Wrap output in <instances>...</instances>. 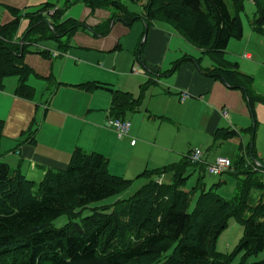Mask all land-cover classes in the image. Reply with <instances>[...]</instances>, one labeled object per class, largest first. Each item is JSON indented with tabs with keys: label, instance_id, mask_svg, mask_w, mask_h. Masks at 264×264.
Instances as JSON below:
<instances>
[{
	"label": "trees",
	"instance_id": "trees-1",
	"mask_svg": "<svg viewBox=\"0 0 264 264\" xmlns=\"http://www.w3.org/2000/svg\"><path fill=\"white\" fill-rule=\"evenodd\" d=\"M59 1L60 5L49 2L26 15L9 7L14 19L0 25V90L7 78L18 76L17 94L32 98L35 90L27 82L32 70L24 58L39 42L60 41L81 29L96 36L110 32V23L93 29L82 22L63 20L72 7L84 4L92 10H111V21L128 27L138 20L147 27L156 22L171 25L215 63L211 70L200 68L204 74L241 90L250 104L264 100L255 78L228 58L230 42L244 38L241 14L246 0H147L143 14L130 12L123 0ZM252 1L256 14L251 28L264 38V0ZM24 18L29 26L19 37ZM109 90L114 94L115 118L125 120L139 109L141 98ZM3 130L4 122L0 121V140ZM255 132L253 127L219 137L227 140L246 134L245 154L234 163L233 171L248 172H244L236 198H223L215 192L216 187L203 190L194 212L189 211L192 191L185 190L186 170L193 165L188 157L180 165L146 171L139 178L148 176L150 180L133 197L104 205L124 195L133 181L112 175L102 154L78 149L67 169H50L40 182L13 170L0 155V264H234L238 254L243 255L240 264H264V259L250 262L264 251V195L255 207L248 204L252 187L264 190V182H255V173L245 160V156L254 159ZM193 166H199L204 174L203 166ZM167 172L173 174L172 184L160 182ZM62 216L68 217V223L58 228L54 223ZM233 220L242 225L243 236L234 253L219 252L217 240Z\"/></svg>",
	"mask_w": 264,
	"mask_h": 264
},
{
	"label": "crops",
	"instance_id": "crops-1",
	"mask_svg": "<svg viewBox=\"0 0 264 264\" xmlns=\"http://www.w3.org/2000/svg\"><path fill=\"white\" fill-rule=\"evenodd\" d=\"M49 2L60 5L59 0H0V25L13 21L14 17L9 13V7L26 15ZM143 13L144 11L141 14ZM112 18L113 12L108 9L92 10L84 4L72 7L63 18L64 21L71 19L87 22L93 29L110 23V32L106 36L99 37L92 35L90 30L81 29L74 34L62 36V38L73 36V46L70 42L63 44L62 38L60 41L49 40L57 43L55 47L44 46L43 51L50 55L48 57L50 63L40 61L35 55L30 57L26 55L24 62L32 70L27 82L31 87H35L30 99L17 94L20 77H9L5 80L6 84L0 90V121L4 122L0 155L3 162L13 170L40 182L50 169H67L75 151L81 149L87 153L102 154L109 161L108 169L112 175L116 174L115 176L131 180L134 184L145 171H149L145 169L150 167V162L122 164L125 152H128L131 158L138 155L143 150V146L167 154L174 152L160 146V137H157L153 144L151 140L144 142L142 126L137 127L135 122L131 125L129 134L120 138L109 126L110 121L117 119L112 111L114 94L109 89L131 93L137 98L139 87L146 84L152 86L148 95L153 100L173 98L176 101L165 104L166 108L160 116L163 123L167 121L181 127H192L210 149L220 143L223 144L221 157L229 158L234 163L244 153L242 147L245 148L248 137L245 136L246 134L227 140L219 137L233 131H248L258 127L255 132L254 160L259 158V161H263L261 158H264V100L256 99L254 104H250L249 98L241 90L232 89L224 81L204 74L200 68L205 71L211 70L215 63L208 56H202V50L183 38L171 25L156 22L147 27L143 20H138L135 22L138 24L136 29L130 32L126 29L129 27L124 26L123 22H112ZM28 26L29 21L24 18L19 37ZM88 32L91 35H88ZM126 34L127 39H124ZM92 36L98 39H93ZM258 38L261 37L253 33L250 25V32L244 31L243 40L237 41L241 42L238 46L244 49L245 54L236 53L235 45L231 47L229 45L228 58L232 62H237L244 74L253 76L259 94H264V42ZM97 40H99L97 45L92 46L91 42ZM75 41L79 49H75ZM41 43L43 42L37 45ZM62 46L66 50H62ZM38 49V46L33 47L31 54L39 53L40 49ZM127 49L130 50L131 61L127 57L122 60V55L118 54ZM257 49L260 50V54L256 52ZM66 51L70 54L75 53L79 63H83L88 55L98 52L113 54L114 62L108 67L103 66L101 61L104 58L99 54L96 55V59L99 64L102 63V70L94 69L90 65L78 67L77 60L69 59L61 62L62 58L67 56ZM139 51H141L140 55ZM54 53L61 55L54 56ZM42 54L44 55L43 52ZM197 60L200 61L199 64ZM127 63L130 65L129 70H124L122 66ZM136 64L142 68L141 73L134 71ZM94 84L100 85V88L85 87ZM103 85H108V89H104ZM38 90L42 95L39 100H37ZM183 95H188L184 102L181 101ZM156 101H151L145 110L151 120L159 118L157 114H152L157 111L156 109L160 110ZM175 104L178 110L174 109ZM170 110L178 112V116L181 115L178 119L181 120L175 121L172 116L175 114ZM224 111L228 112V117L224 116ZM139 112H141L140 107L124 118L129 121V116L137 115ZM29 132L31 134L23 135ZM135 136L141 140L132 145ZM32 140L35 142L33 143ZM258 142L261 147L258 146ZM204 155L207 162L214 161V157H210L211 160L208 161V155ZM117 162L119 164H113ZM155 162L157 163L155 168L168 164V162L164 164ZM236 171L225 175L227 181L223 180L222 187L224 185L240 187V181L243 179L241 175L244 176V172ZM220 193L222 197L232 194L228 192L227 187L225 191L221 189ZM122 197L123 195L115 201Z\"/></svg>",
	"mask_w": 264,
	"mask_h": 264
},
{
	"label": "rangeland",
	"instance_id": "rangeland-1",
	"mask_svg": "<svg viewBox=\"0 0 264 264\" xmlns=\"http://www.w3.org/2000/svg\"><path fill=\"white\" fill-rule=\"evenodd\" d=\"M52 1H56V0H52ZM146 1L147 0H141L139 2H133L131 0H123V4L125 5V7L130 12H134L136 14H141L143 11V8L145 7V5L147 3ZM8 11H9V8H8ZM9 13L11 14L10 11H9ZM255 14H256V6H255L254 2L252 0H246V2L244 3V12L241 14V18H242V22H243V26H244V31L250 32V25H251V23L255 17ZM84 22H86V21H84ZM86 25L88 26L89 24L87 23ZM123 25L125 26L124 23H123ZM137 25L138 24L135 23L134 25H132V27H129L126 29H129L131 32L132 30L136 29ZM88 27L93 28V27H91V25H89ZM89 32L92 35L96 36L93 32H91V31H89ZM90 33L88 35H91ZM94 36H92L93 39H98ZM126 36H127V34L123 38L127 39V38H125ZM258 39H260L264 42V38L261 37ZM141 40H143V38ZM84 41H87V40H84ZM98 41L99 40L91 42L92 46H96ZM41 42H43V43L37 45L39 47L41 53L40 52L34 53V54L30 53V54H27L26 57H30V56L35 55L36 57H39L40 61H42V62L47 61L48 63H50L48 60V57L44 56L42 54V51L45 49L44 46L55 47V46H57V43L54 41H49V40H44ZM69 42L73 46V42H74L73 36L71 38L69 36L62 38L63 44H67ZM75 43H76V46H75V49H76L79 47V45L76 41H75ZM141 43H143V42H141ZM240 43L241 42H237L234 40L229 45H230V47H231V45H235L236 53H241L244 55L245 54L244 49L242 50V48L240 46H238V45H240ZM230 47H228V49H230ZM71 52H72V50H71ZM228 52H229V50H228ZM256 52L260 54L259 49H257ZM66 53H67V56H65L66 58H62L61 62L68 61L69 59L77 60V62H78V57L76 56L75 53L70 54V52H68V51H66ZM99 54H101V53L98 52V53L88 55L87 58L83 60V63L78 62L79 63L78 67H86V66L90 65L94 69L102 70V65H101L102 63L99 64L97 59H96V55H99ZM118 54L122 55V57H121L122 60L126 59V57H127L128 60L131 61L129 49H127L123 52H120ZM101 55L104 58V60L101 61V62H103V66L108 67L110 65V63L114 62V60L112 58L113 54L105 53V54H101ZM93 61H95V63H93ZM129 66H130L129 63H127V64L123 65L122 67L124 68V70H129ZM140 69L142 71L141 67H140ZM5 84H6V81H5L4 85ZM151 87H152L151 85H147V84L144 85L143 87H139L136 97L142 99L141 104L139 106L141 109V112H139L137 115L129 116V121H130L131 125L133 124V122H135L134 124L137 127L142 126L144 142H150V140H151L152 141L151 144H153V142L156 140V138L160 137V139H159L160 146L162 148H165L166 150H168L170 152H174V153L167 154V153H163V152H158L157 150H155L152 147H149V146L144 147L143 146L142 147L143 150L138 155L132 156V158L128 152H125L124 158L121 161L122 164H125L126 162H130L131 164H134L135 162H138V161H141L145 164L147 162H150V167L146 168L145 170H149V172H153V170L159 171L165 167L171 166L172 164L180 165V164L184 163L185 157H188L189 152L196 150V149L202 151L203 154H207L208 155L207 156L208 161L211 160L212 157H214L213 160L215 161L216 158L222 156L221 150L223 149V144L220 143L216 147L210 149V146L206 145V143H205L204 139L201 137V135L196 130H194L192 127H190V126L181 127V126L173 125L172 123H168L167 121H165L163 123L162 122L163 120H161L160 116H162L161 114H163L162 112H164V110L166 108L165 104L168 102L174 103L175 100L169 96H166V97H169L171 99L165 100L164 98H156L155 100H153L148 95L149 91L152 89ZM41 98H42L41 91L38 90L37 100H39ZM151 101L152 102H155V101L158 102L159 107H160V110L158 108V109H156L157 111H155V113H152L153 115L157 114L159 116V118H157V119L152 118V120H151V117L148 116L149 114L146 113V111H145L148 108V105L151 103ZM175 103H176V101H175ZM173 107L175 110H178L176 104ZM170 112L172 114H175V115H172L171 113H168V114L173 116V119L175 121L181 120V119H178V117L181 118V115L178 116L179 115L178 112L173 111V110H170ZM257 129H258V127H256V131H257ZM134 138L136 141H139V142L141 140L138 136H135ZM258 146L261 147L262 145L258 142ZM260 147H258L259 150H260ZM209 150H212V151H209ZM258 159H255V160L251 159V163L253 165H249V163H247V165L250 166V168L252 169V172L255 173L254 180L256 183L264 182V173H263L264 172L263 171V169H264V158H261L263 161H259ZM155 161H159V163H162V164H164L165 162H168V164L155 168L154 166L157 164ZM213 162H209V163L211 164ZM257 163L261 168L258 165H255ZM113 164L117 165V164H119V162L113 163ZM254 168H257V170H255ZM234 172L235 173L237 172L236 169H234ZM244 172L247 173L248 171L247 172L244 171ZM228 174H224L222 176H215V175H209V174L204 175V174H202L201 168L199 166L190 165L189 167H187L186 176L188 177V180H187L186 185H185V190L192 191L189 211L194 212L195 208L198 206V201H199L204 189H206V191H210L211 189L216 187L214 189L215 192L218 194H221L220 193L221 189H224V191H225V188L227 187L228 192H230L232 194L230 196L223 195V196H225L223 198H225L227 200L233 199L237 195V192H238V188H236V185L234 187H231L230 185H224L223 187L222 186L218 187V185H217V184H221L223 182V180L227 181L225 175L227 176ZM114 175H116V174H114ZM172 176H173L172 173L167 172L166 174H164L163 176L160 177V180L164 184H172L173 183V177ZM241 177H243V179H245L246 176L241 175ZM232 179L235 180V178H232ZM149 180L150 179L148 178V176L140 178L139 181L134 182L131 189L128 190L123 195L122 198H124V200H129L139 190H141L143 188V186L148 184ZM263 195H264V190L259 189L257 187H252L250 192H249V196H248V204L251 207H255L259 203V201L263 197ZM115 202H116L115 200L109 201V202L105 203L104 205H112ZM85 214H87V212H85ZM67 223H68V217L62 216L61 218H59L58 220L55 221L54 225L56 227L60 228V227L65 226ZM242 236H243L242 225L239 222H237L236 220H233L230 223V226L227 229H225L221 233V235L219 236L217 243H216V249L222 253H228V254L234 253L237 249V246H238ZM242 259H243V255L238 254L235 257L234 264H240ZM263 259H264V251L261 254H259L258 256L252 257L250 259V262H256V261H260Z\"/></svg>",
	"mask_w": 264,
	"mask_h": 264
},
{
	"label": "built area",
	"instance_id": "built-area-1",
	"mask_svg": "<svg viewBox=\"0 0 264 264\" xmlns=\"http://www.w3.org/2000/svg\"><path fill=\"white\" fill-rule=\"evenodd\" d=\"M53 55L54 56H60L61 53H54ZM134 71L136 73L142 72L139 65H137V64L134 67ZM187 98H188V95H183L181 97V101L184 102ZM224 116L228 117L227 111H224ZM109 126L118 134V136L120 138L127 136L129 134L130 129H131V123L128 120L114 119V120L109 122ZM135 144H136V140L132 141V145H135ZM188 158L193 165H202L204 167V171L206 174L215 175V176H222L224 174L229 173L230 171H232L233 165H234L232 160L229 158H226V157H218L215 159V161L213 163L210 164L205 160V155L202 153V151H200L198 149L193 150L190 153ZM245 160L247 161V163H249V165H253L251 163L250 158L245 156ZM255 165H258V163ZM254 169L257 170V168H254ZM263 171H264V169H263Z\"/></svg>",
	"mask_w": 264,
	"mask_h": 264
}]
</instances>
